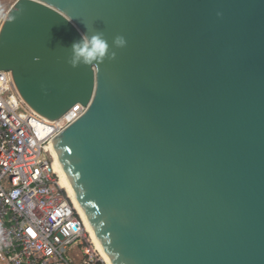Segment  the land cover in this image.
<instances>
[{"label": "water", "instance_id": "1", "mask_svg": "<svg viewBox=\"0 0 264 264\" xmlns=\"http://www.w3.org/2000/svg\"><path fill=\"white\" fill-rule=\"evenodd\" d=\"M83 33L108 53L72 67ZM0 71L87 108L52 142L111 264H264V0H18Z\"/></svg>", "mask_w": 264, "mask_h": 264}, {"label": "built area", "instance_id": "2", "mask_svg": "<svg viewBox=\"0 0 264 264\" xmlns=\"http://www.w3.org/2000/svg\"><path fill=\"white\" fill-rule=\"evenodd\" d=\"M87 111L74 105L57 121L33 111L10 72L0 71V264H108L60 186L53 140Z\"/></svg>", "mask_w": 264, "mask_h": 264}, {"label": "clouds", "instance_id": "3", "mask_svg": "<svg viewBox=\"0 0 264 264\" xmlns=\"http://www.w3.org/2000/svg\"><path fill=\"white\" fill-rule=\"evenodd\" d=\"M115 43L118 46H123L125 41L122 37H118ZM108 48L109 45L101 34L89 36L87 33H83L81 38L71 45L72 56L69 63L72 67L81 64L92 65L104 59L108 53Z\"/></svg>", "mask_w": 264, "mask_h": 264}, {"label": "bare ground", "instance_id": "4", "mask_svg": "<svg viewBox=\"0 0 264 264\" xmlns=\"http://www.w3.org/2000/svg\"><path fill=\"white\" fill-rule=\"evenodd\" d=\"M53 149V158H54V169H55V172L56 174L58 175L59 177V180H60V186L63 190H65V192L68 194V197L71 199L72 203L74 204V207L75 209L77 210L78 214L83 218V220L85 221V225H86V229H87V232L89 233V237H90V240L92 242V245H93V248L94 250L101 256V258L107 262L108 264H111L109 259L107 258L105 252L103 251L98 239L96 238V235L93 231V229L91 228L90 224L88 223L83 211H82V208L65 176V173L61 167V164L58 160V157L56 155V152L54 150V147L52 148Z\"/></svg>", "mask_w": 264, "mask_h": 264}, {"label": "rangeland", "instance_id": "5", "mask_svg": "<svg viewBox=\"0 0 264 264\" xmlns=\"http://www.w3.org/2000/svg\"><path fill=\"white\" fill-rule=\"evenodd\" d=\"M17 1L18 0H0V29L7 18L9 10ZM69 257L73 260L74 264H83L84 255L82 251L76 249L70 253Z\"/></svg>", "mask_w": 264, "mask_h": 264}]
</instances>
